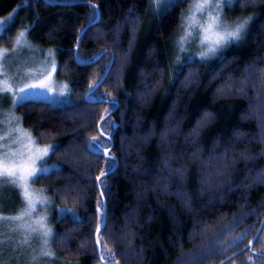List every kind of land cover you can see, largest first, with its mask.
I'll list each match as a JSON object with an SVG mask.
<instances>
[{"label": "trees", "instance_id": "1", "mask_svg": "<svg viewBox=\"0 0 264 264\" xmlns=\"http://www.w3.org/2000/svg\"><path fill=\"white\" fill-rule=\"evenodd\" d=\"M149 1L0 0V16L18 7L0 45L29 26L71 85V103L16 110L55 146L36 183L79 214L53 216L52 247L68 264H264V0L235 5L252 17L238 43L180 63L188 0L157 16Z\"/></svg>", "mask_w": 264, "mask_h": 264}, {"label": "snow or ice", "instance_id": "2", "mask_svg": "<svg viewBox=\"0 0 264 264\" xmlns=\"http://www.w3.org/2000/svg\"><path fill=\"white\" fill-rule=\"evenodd\" d=\"M177 2H182V0H157V7L162 14L164 11L174 8ZM240 3L241 0H193L187 10V14L182 13L179 17L181 21L179 30L183 32V35L179 36L175 43L180 51L186 50L184 45L193 39V34L201 37L200 43L206 47L205 51L199 53L202 59L215 55L230 43L240 39L252 17L247 19L238 18L232 24H226L223 22L222 11L225 6L239 5ZM12 22H14L12 15L0 20V38L3 37V33L11 26ZM25 35V31L19 32L15 42L17 48L24 46L23 38ZM9 54L7 49L0 50V76L5 77L0 79V102L5 98H9L12 100V107L15 108L31 96L67 95L65 88L57 91L52 87L51 74L56 70L54 60L52 61L51 70L43 68L37 73L30 71L24 73L25 79L30 76H36L37 79L34 82L26 83L23 87L14 86L10 82L12 78L8 77V74L3 71L4 65L8 63L7 57ZM52 55V52L48 53L49 57ZM99 82L97 81V83ZM0 115L5 117L4 120H0V127L7 126L8 128L4 135H0V182H7L20 189L26 204L25 209L16 215L0 216V236H3L8 231L20 233L23 236L22 243L24 245H27L32 237L41 239L43 246L39 256L32 257V260L36 262L42 257L52 258L54 253L46 250L49 244V237L53 235L51 229L47 227V217L43 216L35 220L27 218H31L34 213H37V205L43 207L48 203L47 198L40 194L45 189L36 191L31 189L29 185L30 182H35L47 171L45 158L49 156V152L55 146L35 147L36 141L32 138L30 132L18 126L12 127L13 124H18L19 117L11 115V112L0 113ZM262 127H264V120H262ZM90 143L99 145V140L93 137ZM261 155H264V153H261ZM113 160L114 158L109 156L110 168L114 166L111 163ZM38 164L40 165L39 167L37 166ZM177 171L179 172L180 170ZM104 175L106 173L101 172V176ZM96 179L99 180L100 177ZM101 223L104 224V221H101ZM104 226L106 227V224ZM99 230L98 226L97 232ZM5 242V240L0 239V248ZM2 255L3 253L0 251V257ZM0 264H6V262L0 258ZM107 264H113L111 259L107 261Z\"/></svg>", "mask_w": 264, "mask_h": 264}, {"label": "rangeland", "instance_id": "3", "mask_svg": "<svg viewBox=\"0 0 264 264\" xmlns=\"http://www.w3.org/2000/svg\"><path fill=\"white\" fill-rule=\"evenodd\" d=\"M149 10L153 12V15L157 16L160 13V9L157 7V0H150L149 1ZM193 3V0H188V6L186 8V11L184 14H187V10L189 6ZM18 7H15L13 10H11L8 14L0 16V20H4L8 18L10 15L14 18V15L17 11ZM223 17H224V23L226 24H232L234 21L239 19H247L248 16L245 17H239V14L235 12V5L232 6H225L223 7ZM152 15V14H151ZM152 15V16H153ZM181 23V21H180ZM180 23L177 25L175 32L173 33L171 40H170V55L172 60H175V62L180 63L182 62H190V61H204L211 58L210 55L205 58H201L199 53L201 51H205L206 47L202 46L200 43L201 37L195 36L193 34V39L190 40L188 43L184 45L185 51H180L178 45L175 43L177 38L181 35H183V32H181L180 29ZM250 24V22H249ZM249 24L246 26V30L242 33L240 39L230 43H238L247 32V29L249 27ZM28 29L29 26H21L16 32V35L13 39V42L10 46H3L0 45V50L7 49L9 51V56L7 57L8 63L4 65L3 71L8 74V77H11L12 79L10 82L17 87H23L26 83L34 82L37 77L36 76H30L27 79L24 78V73L26 72H33L37 73L43 68H47L48 70H51L52 67V61L54 60L56 65V70L54 73L51 74V80H52V87L59 91L61 88H65L67 90V95L64 96H55L52 94H48L45 96H31L28 99H41V100H47L53 103L58 104H68L72 102L71 97V85L66 77H61L57 73V51L53 48H45L43 46H40L38 44H35L33 41H31L28 37ZM25 31L26 35L23 38V45L22 47L17 48L15 46V42L17 39V36L19 32ZM229 45L224 47L223 49L227 48ZM30 46V47H29ZM221 49V50H223ZM220 50V51H221ZM218 51V52H220ZM52 52V56L49 57L48 53ZM47 75V73H45ZM5 77L0 76V79H4ZM43 78V77H39ZM17 107H12V100L9 98L3 99L2 102H0V113H9L11 112V115H14L16 117H19L20 120L18 124H13L12 127H21L25 131H28L31 133L32 138L36 141L35 147L43 148L47 145H54L53 143H40L37 138L32 134L31 130L24 127L21 122V117L16 111ZM5 117L3 115H0V120H4ZM108 121L104 122V125L101 126V135L103 138H97L99 140V145L91 143L90 145L95 149H102L103 151H106L107 149V140L104 139L108 136L107 130L111 127L110 123H106ZM112 126L116 125V121H111ZM8 131L7 126L0 127V135H4L5 132ZM99 136V137H100ZM49 152V156L50 153ZM48 156V157H49ZM48 157L45 158V163L47 166V171L44 173L46 174L50 170H52L54 167H56L58 164L49 161ZM40 166L39 164L37 165ZM108 167V164H107ZM30 188L36 191H39L40 189H45L42 193H40L42 196L47 198L48 203L41 207L40 205H37V213H34L31 218V220L38 219L39 217L46 216L47 217V227L51 229L52 234L54 232V225L52 218L53 216H60L61 214H67L73 218H78L79 214L76 211L75 208H70L65 205H58L53 202L52 195L50 192L46 189L44 185L37 184L35 182H30ZM17 189V190H16ZM18 191V193H17ZM8 201L9 203L6 204L5 202ZM20 202V206L15 209V211H11L12 207L15 206V203ZM26 207V204L23 200V194L22 191L15 186H12L8 184L7 182H0V216H13L18 214L19 212L23 211ZM9 210V211H6ZM0 239L5 240L6 242L3 244L2 248H0V251H2L3 255L2 258L3 261L6 262V264H68V261H65L61 258H59L56 255V252L54 251L52 247V236L49 237V244L47 245L48 251H51L54 253V256L52 258L48 257H42L39 261L34 262L32 260V257L39 256L41 247L43 246V242L41 239H38L36 237H32L30 242L27 245H24L22 243L23 236L20 233H12L10 231L6 232L3 236H0ZM105 262L108 261L106 257H103Z\"/></svg>", "mask_w": 264, "mask_h": 264}]
</instances>
